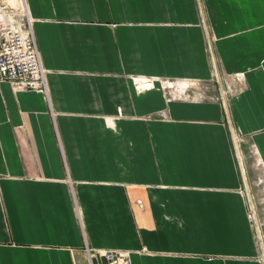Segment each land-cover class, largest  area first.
Returning a JSON list of instances; mask_svg holds the SVG:
<instances>
[{"label": "crops", "instance_id": "0c3cea01", "mask_svg": "<svg viewBox=\"0 0 264 264\" xmlns=\"http://www.w3.org/2000/svg\"><path fill=\"white\" fill-rule=\"evenodd\" d=\"M24 1L45 88L0 81V264H264V0Z\"/></svg>", "mask_w": 264, "mask_h": 264}, {"label": "built area", "instance_id": "2783aa9c", "mask_svg": "<svg viewBox=\"0 0 264 264\" xmlns=\"http://www.w3.org/2000/svg\"><path fill=\"white\" fill-rule=\"evenodd\" d=\"M0 81H9L18 87L45 88V70L24 0H0ZM251 210V209H250ZM249 220H253L251 211ZM90 264L96 254L87 250ZM102 264H132L130 254L120 250L100 253Z\"/></svg>", "mask_w": 264, "mask_h": 264}, {"label": "rangeland", "instance_id": "374dc122", "mask_svg": "<svg viewBox=\"0 0 264 264\" xmlns=\"http://www.w3.org/2000/svg\"><path fill=\"white\" fill-rule=\"evenodd\" d=\"M205 91V90H203ZM209 91V90H207ZM251 194V199L254 202L256 208L259 209H248L253 214V220H251V223H260L263 228L262 229V238L264 242V177L262 170L260 167H256L255 174L253 177V184L252 188L249 189ZM262 248L264 249V245L262 244ZM264 251V250H263Z\"/></svg>", "mask_w": 264, "mask_h": 264}]
</instances>
